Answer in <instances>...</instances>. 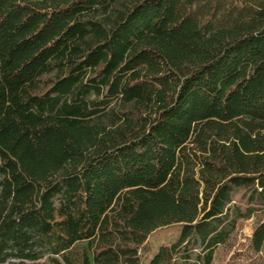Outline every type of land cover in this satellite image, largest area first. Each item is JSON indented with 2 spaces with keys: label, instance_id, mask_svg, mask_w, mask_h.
Here are the masks:
<instances>
[{
  "label": "trees",
  "instance_id": "obj_1",
  "mask_svg": "<svg viewBox=\"0 0 264 264\" xmlns=\"http://www.w3.org/2000/svg\"><path fill=\"white\" fill-rule=\"evenodd\" d=\"M264 212V0H0V264H214ZM239 257L264 264V219Z\"/></svg>",
  "mask_w": 264,
  "mask_h": 264
},
{
  "label": "rangeland",
  "instance_id": "obj_2",
  "mask_svg": "<svg viewBox=\"0 0 264 264\" xmlns=\"http://www.w3.org/2000/svg\"><path fill=\"white\" fill-rule=\"evenodd\" d=\"M264 219V212H258L250 218L239 220L235 231L225 246H220L216 252L214 264H241L240 256L245 252L254 228ZM179 226L176 224L159 228L154 231L141 248L143 264L156 252L158 247L178 235ZM37 264H47L41 261Z\"/></svg>",
  "mask_w": 264,
  "mask_h": 264
}]
</instances>
